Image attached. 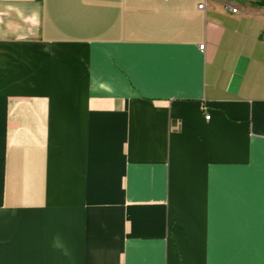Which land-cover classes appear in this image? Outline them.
Here are the masks:
<instances>
[{
  "label": "crops",
  "instance_id": "1",
  "mask_svg": "<svg viewBox=\"0 0 264 264\" xmlns=\"http://www.w3.org/2000/svg\"><path fill=\"white\" fill-rule=\"evenodd\" d=\"M0 264H264V0H0Z\"/></svg>",
  "mask_w": 264,
  "mask_h": 264
},
{
  "label": "built area",
  "instance_id": "2",
  "mask_svg": "<svg viewBox=\"0 0 264 264\" xmlns=\"http://www.w3.org/2000/svg\"><path fill=\"white\" fill-rule=\"evenodd\" d=\"M199 7H200L201 9H204V8H205V3H200V4H199ZM228 8H229V10H231V11H233V12H237V8H233V7H228ZM200 48H201V49H204V45H201ZM206 118L209 119L210 116L207 115Z\"/></svg>",
  "mask_w": 264,
  "mask_h": 264
}]
</instances>
